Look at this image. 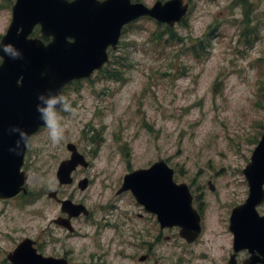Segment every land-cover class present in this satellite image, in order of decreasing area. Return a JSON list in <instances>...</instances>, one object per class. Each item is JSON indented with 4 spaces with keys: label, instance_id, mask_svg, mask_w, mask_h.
<instances>
[{
    "label": "rangeland",
    "instance_id": "1",
    "mask_svg": "<svg viewBox=\"0 0 264 264\" xmlns=\"http://www.w3.org/2000/svg\"><path fill=\"white\" fill-rule=\"evenodd\" d=\"M189 1V12L172 29L151 16L124 28L108 63L123 79L96 71L93 79L65 89L72 111L57 110L63 138L53 144L47 127L40 130L28 150V193L0 200V264H13L8 253L27 236L43 254L68 256L71 264H227L232 237H224L231 212L249 193L243 168L264 130V0ZM14 2L0 0V36L11 22ZM69 141L92 160L87 173L93 184L85 193L94 220L113 222L111 208L134 203L130 192L116 193L125 173L164 158L176 168V180L192 185L195 204L204 209L201 239L189 243L177 229L158 237L159 227L150 226L154 218L145 228L153 245L126 233L110 243L107 235L103 246L84 218L75 221L70 236L52 221L61 205L48 195L59 186L56 171L70 155ZM258 209L264 213V202ZM140 211L127 210L124 217L132 224ZM124 243L134 244L131 253L151 256L119 258L130 253ZM209 247V255H201Z\"/></svg>",
    "mask_w": 264,
    "mask_h": 264
},
{
    "label": "water",
    "instance_id": "2",
    "mask_svg": "<svg viewBox=\"0 0 264 264\" xmlns=\"http://www.w3.org/2000/svg\"><path fill=\"white\" fill-rule=\"evenodd\" d=\"M188 9L186 0H156L153 5L140 0H16L11 23L0 39L22 55L13 59L0 50V199L26 190L23 184L27 175L21 168L28 145L21 142L19 155L10 151L19 139V133L10 129L24 130L30 140L45 124L37 111L41 103L38 95L50 91L61 94L69 80L90 76L108 60L109 48L117 47L128 22L151 15L174 25ZM37 24L43 34L52 36L49 41L30 35ZM69 146L75 148L71 143ZM76 163L74 157L63 161L59 173L67 177ZM243 172L249 193L232 209L235 253L229 263L239 264L237 251L249 248L251 254L244 264H264V213L257 207L264 202V130ZM174 174L175 168L162 158L127 173L120 191L131 188L163 223L179 224L181 233L191 241L201 231V215L193 205L188 182H178ZM210 184L214 188L211 181ZM64 208L71 214L80 211V205L70 201ZM69 226L73 229L70 223ZM33 242L26 237L8 257L15 264H68L66 257L39 252Z\"/></svg>",
    "mask_w": 264,
    "mask_h": 264
},
{
    "label": "flooded vegetation",
    "instance_id": "3",
    "mask_svg": "<svg viewBox=\"0 0 264 264\" xmlns=\"http://www.w3.org/2000/svg\"><path fill=\"white\" fill-rule=\"evenodd\" d=\"M82 155L79 154H75L73 157L75 158L76 166L74 167L75 169L72 172L73 177L71 176L70 172L68 173L67 177H64L61 173L60 176L63 180H67L70 182L67 183H63V184H59V186L57 187V189H55L54 192L49 193L48 195L50 196V194L55 195L54 198L58 204H61V199L62 198H70L72 199L74 202L78 201L81 202L83 204H85L88 208H89V212L85 213L83 211H80L78 213H74L71 214V212L68 210L67 211H63V209H61V213L58 215V218H53L52 221L55 224H58L64 228H67L70 236L75 235L76 233V229H77V225H76V220H78L79 218H84L87 219L89 221L92 222V226L95 227L97 229V234L95 235V238H100L101 240V244L104 246L106 242H104V238L108 235V243L116 241V240H120L123 239L127 236L126 233H128L130 236L135 237L137 234H139L141 236V242L143 240L144 244H154V241H151V238L148 237V234L145 232V228L149 225V219L150 218H154V221H152L150 223L151 227H155L158 226L159 227V233H158V237H161L160 234H163L165 232V230L168 229H177L180 233V235L183 237V239H186L189 243L192 244H196L200 239L201 236L203 235V233L206 230V224H205V213H204V209L200 210L196 204H195V200H196V195L194 193V190L192 188V185L189 183L190 189L193 193V205L196 207V209L198 210V212L201 215V231L198 234V236H196L194 238V240L189 241L182 233H181V226L179 224H167V223H163L159 218L158 215L156 214V212H154L153 210L147 208V206L138 199V197L135 195L133 190L130 189H126V190H122V191H118V187L120 185L117 186V191L116 193L118 195L124 193V192H130L132 194L134 203L129 204L128 207L125 208H117V206L115 208H111L110 210L111 213L113 214V216H115V219L113 222H111L110 220H103L102 221H98V220H94V216H95V209L90 207L88 205V195L87 193H85L87 190L90 189V187L93 184V179L88 175L87 173V169L91 167L92 165V160L89 159L88 157H79ZM72 157V158H73ZM71 158V160H72ZM25 161L27 162V159H25ZM87 183V185L84 187L83 185ZM214 184V183H213ZM215 184H214V188L215 189ZM78 189H81L82 192H80ZM28 193V190L27 192ZM23 193L18 194L15 197L9 198L7 200H4V202H8L11 201L13 199H16L20 196H22ZM51 197V196H50ZM202 206V203H201ZM203 207V206H202ZM136 208H138L139 210H142L140 212L137 213L138 217L140 218L139 221H133L132 224H129L128 221L126 220V218L124 217V212L126 213L127 210L129 211H135ZM116 209H122L120 210L121 212L118 213ZM77 211V210H74ZM60 218V221H58L57 219ZM69 223L71 224V226L73 227V229L70 228ZM138 224L143 225L141 228H139ZM229 235L228 237L225 236L224 240L227 241L228 238H230V236L232 237V251L230 252L229 258L227 260V264H230L229 261L232 257V254L235 253V248H234V232L231 228V221L229 224ZM167 233H165L163 235V237H167L166 235ZM69 236V237H70ZM168 238V237H167ZM36 241V240H35ZM106 243V244H108ZM123 246H128L130 253L128 252L127 254L120 255L119 258L123 257V258H128L129 260H140V261H147L149 259V257L151 256L150 253H143L140 255H137L136 253L132 252L131 250L134 248V244H126L124 243ZM107 247V246H106ZM120 252H124L125 248L120 249ZM210 252V247L203 250L199 253L201 255H204V257H207L209 255ZM104 253V250L102 251V254ZM251 251L249 248H241L237 251L236 254V258L239 262V264H244L245 260L250 256ZM68 257V256H66ZM69 260V264H71V258L68 257ZM259 262V261H258Z\"/></svg>",
    "mask_w": 264,
    "mask_h": 264
},
{
    "label": "clouds",
    "instance_id": "4",
    "mask_svg": "<svg viewBox=\"0 0 264 264\" xmlns=\"http://www.w3.org/2000/svg\"><path fill=\"white\" fill-rule=\"evenodd\" d=\"M72 2L73 0H68V3ZM99 2L103 3L104 0H99ZM0 50L13 59L22 58L21 53L16 50L12 44H5L2 40H0ZM38 100L41 102L37 104V111L40 113V118L44 121L48 129L49 138L52 143L57 144L63 138L64 131L61 125L62 117H60L57 112V105H59L61 111L71 112L72 108L70 102L62 94L53 93L51 91L47 95L44 93L39 94ZM10 132L19 133V139L16 141V146L10 149V151H14L19 155L21 142L27 146L29 144V136L24 130L19 129L18 127L11 128Z\"/></svg>",
    "mask_w": 264,
    "mask_h": 264
},
{
    "label": "trees",
    "instance_id": "5",
    "mask_svg": "<svg viewBox=\"0 0 264 264\" xmlns=\"http://www.w3.org/2000/svg\"><path fill=\"white\" fill-rule=\"evenodd\" d=\"M169 29H172V27H168ZM199 41L202 42V40L200 39ZM117 63L121 62V60H116ZM111 63V61L109 62ZM114 65H106L105 67L101 68L99 70V74L103 73L105 74V76H100V77H103V78H109V77H112L114 79H123V74L120 72V71H117L114 69ZM98 74V76H99Z\"/></svg>",
    "mask_w": 264,
    "mask_h": 264
}]
</instances>
